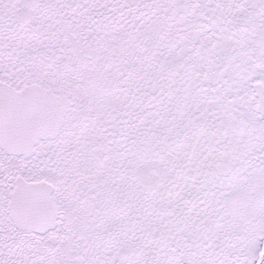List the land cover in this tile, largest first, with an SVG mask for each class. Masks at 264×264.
Listing matches in <instances>:
<instances>
[{
	"label": "snow or ice",
	"instance_id": "obj_1",
	"mask_svg": "<svg viewBox=\"0 0 264 264\" xmlns=\"http://www.w3.org/2000/svg\"><path fill=\"white\" fill-rule=\"evenodd\" d=\"M0 264H264V0H0Z\"/></svg>",
	"mask_w": 264,
	"mask_h": 264
}]
</instances>
